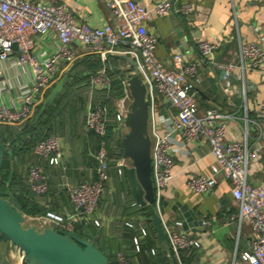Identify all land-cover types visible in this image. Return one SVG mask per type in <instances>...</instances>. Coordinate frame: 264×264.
<instances>
[{"label": "built area", "instance_id": "1", "mask_svg": "<svg viewBox=\"0 0 264 264\" xmlns=\"http://www.w3.org/2000/svg\"><path fill=\"white\" fill-rule=\"evenodd\" d=\"M103 1L111 8L116 21L115 27L111 24L91 26L79 22L74 12L63 3L0 0V60L11 59L17 47L21 53L17 63L28 64L31 68L30 83L26 89L12 97L8 103H1L0 123L22 124L33 116L40 98L58 77L61 66L73 64L78 59L75 46L100 54L104 61L110 52L121 45L138 49L141 56L138 63L139 75L147 86L150 111L156 97L160 96L170 112L169 117L159 116V121L165 125V131L152 145L153 179L157 196L171 185L174 177L173 153L177 150L175 135L180 133L188 143L207 141L216 157V163L211 167L212 173L191 177L187 181V188L195 194L213 192L218 183V175L223 174L230 181L233 198L240 208L237 214L231 215V220L247 222L254 234L248 249L241 257L249 264H264V188L249 182L250 165L260 157L261 149L251 148L247 136L242 140H227L229 120L235 115L222 113L214 108L201 114L197 102L199 67L220 47V41H199L200 57L197 61L190 62L182 54H176L172 59L173 69L169 70L156 55L159 36L150 32L147 23L154 13L165 15L172 12L174 0H162L152 6H143L135 0ZM241 1L233 0L236 3ZM195 10L193 4L183 3L177 11L190 15ZM30 33L56 37V48L40 60L33 55L34 40ZM216 65L225 71L224 79L229 80L237 67L245 72L264 65V47L256 42L242 43L238 63ZM3 75L4 70L0 69V78ZM127 80L128 78L123 81L124 95L116 102L119 130L127 128L125 121L132 104ZM90 84L96 90L110 91L113 87L112 79L105 68L92 75ZM244 94L246 95V89ZM260 117L264 119V102L260 106ZM109 122L108 108L105 105H89L86 125L100 138L95 154L96 178L80 184H74L66 178L64 187L73 204V212H48L44 217L26 216V221L29 220L31 225L40 230L52 227L65 232H75L78 223H94L98 227L103 225L97 213L100 201L107 192L106 185L112 178ZM34 153L45 159L49 166L56 168L63 166L66 156L59 136H50L37 143ZM115 167L119 176H123L130 167L129 160L121 158ZM28 178L30 188L35 194L45 195L49 192V176L44 166L32 165ZM126 225L135 228L136 224L129 220ZM137 226L139 234L133 238V242L136 250L140 252L142 239L149 235V229L143 217L137 221ZM182 226L181 220L172 226L168 235L171 249L180 253L201 247L200 240L182 230ZM151 252L156 253V250L152 249ZM118 259L121 264H129L124 253H120Z\"/></svg>", "mask_w": 264, "mask_h": 264}, {"label": "crops", "instance_id": "2", "mask_svg": "<svg viewBox=\"0 0 264 264\" xmlns=\"http://www.w3.org/2000/svg\"><path fill=\"white\" fill-rule=\"evenodd\" d=\"M31 1L63 3L74 12L79 22L88 23L91 26L105 24L116 26L111 8L103 0ZM135 1L143 6H152L162 0ZM183 3L193 4L196 7L195 12L190 15H183L178 12V8ZM147 25L151 33L159 36L156 55L163 66L169 70L173 69L172 59L176 54H182L187 61H197L200 57L199 41H220V47L199 67L200 80L197 83L199 110L202 114L207 109L214 108L222 113L235 115L229 120L226 139L242 140L247 136V142L251 148L261 149L260 157L250 165L249 182L254 186L264 188V119L260 117V106L264 102V65L245 72L237 67L229 80L224 79L222 68L216 65L217 63H238L242 43L256 42L264 47V0H242L238 3L233 2V0H174L172 12L165 15L154 13ZM30 37L34 40L33 55L40 60L50 55L58 43L56 37L52 35L41 36L30 33ZM75 48L79 54L78 59L97 54L88 52L80 46H75ZM20 55L21 53L16 47L11 59L0 60V69L4 70V75L0 78V105L3 102L8 103L12 97L25 90L30 83V65H19L17 58ZM119 56H127L139 63L141 60L139 50L121 45L107 56V58L120 59L124 62L122 66L131 70L129 71V73L132 72L130 75L133 74L134 70L131 63ZM74 64L76 63L61 66L59 77L54 82L53 91L59 80L70 72ZM91 89L87 93L86 111H88L89 105L95 102L93 95L96 94V89L92 87ZM245 89L246 95L244 94ZM42 101L43 98L41 97L35 112ZM169 113L164 99L160 96L156 97L155 104L151 105L149 123L153 142L165 131V125L159 121V116L169 117ZM114 132L116 131L114 130ZM61 139L66 155L63 162L65 169L66 164L73 156V148L65 139ZM175 141L177 150L173 153L174 177L171 185L159 193L156 208L161 214L167 235L172 230L174 223L182 220L173 206L179 204L187 206L193 211L198 220L202 222L189 230H185L182 226V230L198 238L201 247L176 253L170 245L161 243L158 238L159 252L157 254L150 253L148 249L142 250L147 257L144 264H249L242 259L241 255L248 249L254 234L247 222L233 221L230 218L232 214H237L240 209L233 198L230 181L223 174H219L214 191L207 194H195L187 188V181L191 177L212 173L211 167L216 163V157L212 154L209 143L204 140L199 143H188L180 133L175 135ZM85 143L91 145L92 139H86ZM112 159L114 161V157ZM37 160L41 161L39 165L46 166L45 159L37 157ZM129 163L131 167L130 160ZM96 167V163L93 167L81 164L79 170L85 171V176L81 177L79 181L96 177ZM111 169L112 178L107 183L109 188L106 186V197L111 199L105 201L106 197L102 198L97 217L103 221L101 228L105 230L107 240L113 242L112 238L110 239L111 232L123 214L124 203L120 205L112 200L116 193L117 169L115 164L112 165ZM129 196L131 198L132 193ZM161 196L169 202V205L165 207L166 213L164 215L159 203ZM50 200L56 202L55 207L58 208H56L55 213L57 214H68L74 210L69 197H67L66 204L55 197H51ZM147 237L143 238L142 241L147 240ZM107 240L103 242L108 244ZM156 248L158 251V245ZM160 252L166 255H159ZM16 255L17 253L14 251H8L5 244H0V264H18Z\"/></svg>", "mask_w": 264, "mask_h": 264}, {"label": "trees", "instance_id": "3", "mask_svg": "<svg viewBox=\"0 0 264 264\" xmlns=\"http://www.w3.org/2000/svg\"><path fill=\"white\" fill-rule=\"evenodd\" d=\"M75 63L78 64L76 69L62 77L57 83L56 87L63 81L62 88L47 107L44 108L45 102L53 90L46 93L33 118L31 117L28 121L18 125L0 123V143L11 152L5 153L4 156L0 171V191L5 198L12 195L21 205L24 214L35 216L55 212L58 207H55V201L50 200L51 197L57 198L64 204L67 203L69 195L66 191L62 193L64 190L60 188V178L62 177L61 175L59 177L60 173L65 174L66 178L74 184L93 181L96 178H86L79 181L81 177L85 176V171H80L79 167L81 164L93 167L95 163L97 166L95 154L99 148L100 138L86 125L87 93L91 89L92 75L104 68L112 79L113 87L110 91L96 90L93 99L95 100L94 103L105 105L108 108L110 118L114 120V124L109 126V148L112 158L114 157L113 164H116L122 157L121 141L124 135L117 138L119 129L114 111H116L117 100L124 95L123 80L125 78L122 74L124 72L119 68L124 62L115 57H108L107 60L103 61L100 55L91 54L84 59H77ZM119 75H121L120 78ZM55 133H61V136L71 145L73 156L66 164L65 169L64 165L60 168L49 166L46 161L44 168L49 176V184L56 185L57 189L55 190L62 192H53L50 196L49 192L45 195H37L30 188L27 171L32 165L41 163L37 160L38 156L34 155V148L37 143ZM90 138L92 139L91 145L84 144V141ZM115 185L116 193L114 195L126 193L128 199L127 202L122 201L124 204L123 216L121 217L125 216L124 218L132 219V221L134 219L135 228H130L126 225V220L120 218L111 232L110 239L112 238L113 242L107 240L105 230L94 223H78L75 227V233L94 243L112 264H121L118 259L120 253L125 254L129 264H144L147 257L142 250L148 249L151 253V250L155 249V254L159 252V241L154 222L146 207L140 206L133 196L129 198L131 192L128 188L126 172L123 176H119L117 172ZM106 186L109 188L108 184ZM120 198L122 200L121 196H119ZM100 203H102V199ZM139 217L146 219L149 229L147 240L142 241L141 252L136 250L133 242V238L139 234L137 226ZM105 240L108 244L104 243ZM165 253L160 252L159 255L164 254L165 256Z\"/></svg>", "mask_w": 264, "mask_h": 264}, {"label": "water", "instance_id": "4", "mask_svg": "<svg viewBox=\"0 0 264 264\" xmlns=\"http://www.w3.org/2000/svg\"><path fill=\"white\" fill-rule=\"evenodd\" d=\"M119 57L130 62L134 70L127 80L132 96L131 109L125 121L128 132L121 141L122 156L131 161V167L126 170L128 185L136 202L148 209L160 242L169 245L163 219L156 208L158 196L153 179V139L149 131L147 86L139 75L138 63L127 56ZM77 65L74 64L70 72ZM62 84L63 81L54 89L44 108L53 101ZM5 153L11 152L0 143V171ZM159 203L164 215L169 202L161 196ZM173 209L179 213L185 230L197 227L202 222L187 206L176 204ZM25 221L26 215L19 202L12 195L5 198L0 191V244H5L8 251L17 253L18 264H112L94 243L75 232L59 231L52 227L40 230L35 225L26 227Z\"/></svg>", "mask_w": 264, "mask_h": 264}, {"label": "rangeland", "instance_id": "5", "mask_svg": "<svg viewBox=\"0 0 264 264\" xmlns=\"http://www.w3.org/2000/svg\"><path fill=\"white\" fill-rule=\"evenodd\" d=\"M121 70H123V72L124 73H122L124 76V78L126 79V78H128L129 76H130V73H132V72H130L129 73V71H131V70H127V68L126 67H124V66H120L119 67ZM120 76L121 75H119V78H120ZM58 77H59V75H58ZM58 77H57V79H58ZM122 78V77H121ZM124 78H122V79H124ZM56 79V80H57ZM125 79L123 80V81H125ZM55 80V81H56ZM54 81V82H55ZM54 82H53V84L49 87V89L44 93V95L42 96V98H43V100H44V98H45V95H46V93L48 92V91H51L52 89H53V87H54ZM123 84H125L124 82H123ZM120 99V98H119ZM118 99V100H119ZM94 103V102H93ZM130 104H128V106H129ZM114 114L116 115V111H114ZM108 117H109V120H110V125H112V124H114V120L113 119H111L110 118V114H109V111H108ZM128 132V128H123V129H120V130H118V135H117V138H118V136H122V135H125L126 133ZM62 134L61 133H55V134H53L52 136H59L60 138H63L64 139V137H62L61 136ZM27 175H29V170L27 171ZM60 175L62 176L61 178H60V188L62 189V190H64L63 192L62 191H60V190H58V191H56L55 189H57V186L56 185H52V184H50V190H49V196L51 195V193H53V192H59V193H64L65 191L67 192V190H65V187H64V183H65V181H66V177H64V176H66L65 174H62V173H60L59 174V177H60ZM70 181V180H69ZM68 193V192H67ZM69 195V194H68ZM119 196H121L122 197V200H121V198L119 199ZM103 197H106V194L103 196ZM110 197H106L105 198V200L106 201H110ZM112 200L113 201H116L117 202V204H120V205H122L123 203H122V201L123 202H127L128 201V199L126 198V193H121V195H113V198H112ZM135 208V207H134ZM47 214V213H46ZM46 214H38V215H35V216H39V217H44V216H46ZM26 216H28V217H30V216H32V215H28V214H26ZM122 216H123V214H122ZM125 217V216H124ZM124 217H121V219L122 220H126V222L127 221H129V219H126V218H124ZM31 222L29 221V220H27V221H25V226L26 227H28V226H31Z\"/></svg>", "mask_w": 264, "mask_h": 264}, {"label": "bare ground", "instance_id": "6", "mask_svg": "<svg viewBox=\"0 0 264 264\" xmlns=\"http://www.w3.org/2000/svg\"><path fill=\"white\" fill-rule=\"evenodd\" d=\"M16 257H17V255H16Z\"/></svg>", "mask_w": 264, "mask_h": 264}]
</instances>
